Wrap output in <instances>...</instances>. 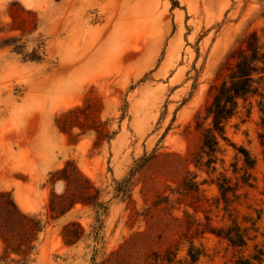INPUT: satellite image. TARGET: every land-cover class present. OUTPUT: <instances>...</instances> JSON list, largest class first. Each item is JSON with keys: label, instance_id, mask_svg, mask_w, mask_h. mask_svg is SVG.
I'll list each match as a JSON object with an SVG mask.
<instances>
[{"label": "rangeland", "instance_id": "obj_1", "mask_svg": "<svg viewBox=\"0 0 264 264\" xmlns=\"http://www.w3.org/2000/svg\"><path fill=\"white\" fill-rule=\"evenodd\" d=\"M252 35L264 45V0H0V228L11 201L44 226L0 237V264H235L264 247L255 100L203 148ZM233 220L256 237L241 251L214 234Z\"/></svg>", "mask_w": 264, "mask_h": 264}, {"label": "trees", "instance_id": "obj_2", "mask_svg": "<svg viewBox=\"0 0 264 264\" xmlns=\"http://www.w3.org/2000/svg\"><path fill=\"white\" fill-rule=\"evenodd\" d=\"M235 63L229 69L228 80L222 82L217 94L214 96L206 114L211 120L210 128L203 134V148L208 150L210 157L219 152L220 141H227L225 136V125L232 119L240 108V103L255 100L259 113L260 133L258 135L260 143L264 146V45H260L256 35H252L247 43L246 49L238 51ZM235 150L242 156V161L248 169L256 166L255 159L244 148ZM207 162L209 167L213 161ZM253 177L248 171L242 177L244 186L252 187ZM222 195L226 198L228 190L220 185ZM236 192V190H235ZM11 201V208L7 209V219L12 221V225H5L0 228V237L8 246L30 244L35 236L41 232L44 226L41 221L21 213ZM253 225H255L253 223ZM253 228L240 227L235 220L232 226L221 228L214 232L216 236L224 239L233 249L243 250L248 248L249 242L255 241L256 237L250 235ZM189 251L191 261L195 263L201 256L200 251H194V246ZM264 247L254 244L253 252L249 255L241 256L235 264H263Z\"/></svg>", "mask_w": 264, "mask_h": 264}]
</instances>
